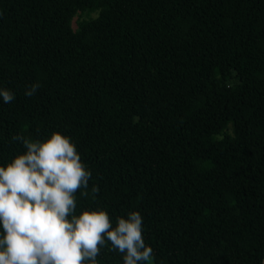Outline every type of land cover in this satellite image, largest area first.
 I'll return each instance as SVG.
<instances>
[{
  "label": "trees",
  "instance_id": "1",
  "mask_svg": "<svg viewBox=\"0 0 264 264\" xmlns=\"http://www.w3.org/2000/svg\"><path fill=\"white\" fill-rule=\"evenodd\" d=\"M0 88V166L59 131L75 215L140 212L152 264H264V0H0Z\"/></svg>",
  "mask_w": 264,
  "mask_h": 264
},
{
  "label": "clouds",
  "instance_id": "2",
  "mask_svg": "<svg viewBox=\"0 0 264 264\" xmlns=\"http://www.w3.org/2000/svg\"><path fill=\"white\" fill-rule=\"evenodd\" d=\"M39 87L30 85L25 95H35ZM0 97L4 103L15 98L3 88ZM12 139L27 151L0 166V264H98L106 241L124 254L123 264H152L140 212L117 217L115 227L100 208L75 215V194L88 189L92 174L70 137L54 131L43 141ZM92 192L99 188L93 185Z\"/></svg>",
  "mask_w": 264,
  "mask_h": 264
}]
</instances>
